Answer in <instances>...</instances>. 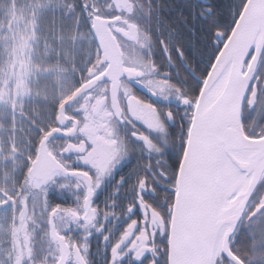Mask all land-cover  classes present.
<instances>
[{
	"label": "flooded vegetation",
	"instance_id": "flooded-vegetation-1",
	"mask_svg": "<svg viewBox=\"0 0 264 264\" xmlns=\"http://www.w3.org/2000/svg\"><path fill=\"white\" fill-rule=\"evenodd\" d=\"M81 1L84 2L85 0ZM128 1L129 4L126 7H123V5L116 7L112 5L111 0H96L97 8L94 6V0H88V4L84 2L88 5L86 14L90 17V24L95 17L115 20L114 23L109 24V29L120 48L123 68L134 74L136 84L147 86L148 82L151 81L149 90L154 95H160L161 89L169 94L161 96L162 99H175L177 86L181 89H190L193 93H200L202 86L197 89V83L191 75V73H194L198 76L195 64L191 66L185 64L183 53L193 54L194 58L200 56L201 53L204 55L205 51L209 55V53H213L215 49L213 44L220 36L219 53L232 30L227 33L226 25L220 30H214L212 20L214 15L213 0H187L185 4L181 0ZM209 9H211L210 14ZM183 14H185V18H183ZM90 37L93 41L91 34ZM161 37L163 40L168 41V44L163 48ZM207 39L208 42H205ZM181 41L185 42L182 58L177 56V50L183 46ZM204 43H207V45H204ZM95 47L97 48L96 45ZM170 49L171 55L169 56L167 53ZM198 49L201 50V53H198ZM97 52V59L88 67H93V70L88 69L84 82L95 78L107 67V65L103 68L99 67L101 53L98 49ZM251 58L246 62L245 72ZM257 79L260 86L264 87V61L261 62L257 77L251 81L252 87L247 89V96L242 107L241 126L244 135L250 139L264 137V134L258 137H250L245 134L249 131L264 133V92H260L258 97L254 95L257 90ZM157 85L159 87H156ZM198 96L195 97L196 100ZM148 99L139 88L133 89L128 76H123L119 79L117 90H112L111 82H98L72 103L67 104L61 124L57 122L58 107L52 125L39 138L32 156L30 158L25 157L27 166L20 186L4 190V193H6V191L15 189L14 194L19 195L21 201L27 199V207L22 210L23 217L27 216L24 219L27 231H25L24 224L15 226L20 229V234L23 236L25 255L29 251V243H35L38 249V264H49L46 257L52 251L51 219L53 220L54 229L60 230L66 220L74 214V211L83 206L85 199L90 202V207L99 206L100 219L95 222V227L78 229L75 232L77 237L81 236L84 231H95L96 227L101 228V233L106 232L113 224L123 219V205L127 203V200L121 198L125 196L131 184L135 183L140 175H143L144 167L149 163V156L153 160L159 157L154 148L148 150L147 144L141 146L129 141L128 136L133 128L141 135H143V129L131 125L130 122L129 124L118 122L129 120V115H131L141 119L146 124L155 123L156 113L147 103ZM254 99L256 100V107L250 110ZM179 119L180 115L178 113L177 121ZM185 120L187 125V118ZM55 129L63 135L51 136L46 146L48 154L57 165L56 169L50 168V173H46V179H42L41 175L30 178L28 171L37 156L40 141L47 133ZM173 139V135L165 130L161 134L160 144L157 147H160L165 141L171 143ZM86 140L91 144L88 148H85ZM116 149L122 151L118 155H114ZM130 154H135L132 160L126 159L127 155ZM53 160L52 163L54 164ZM133 168L137 169L140 175L133 177L125 185L119 184V178L122 175L127 176ZM102 169L103 171H101ZM89 172H91V175H89ZM177 177L175 186H177ZM160 183H164V181L161 180ZM258 184L260 185L259 188L255 189L257 195L253 196L252 201H249V203L254 202L261 194H264V175ZM151 186V178H149L148 187L151 188ZM169 186H172V184H169ZM77 187L82 189L79 194L76 192ZM89 189L92 190L91 196L88 195ZM165 195L167 194L163 191L158 192L160 198ZM77 200H79L78 203ZM174 200L169 199L172 209ZM113 201L116 202L115 207L111 206ZM143 208L150 222L155 218L162 224L158 209L150 207L147 202L144 203ZM105 212L111 213L110 218L106 219L104 217ZM10 213V208L0 207V217L5 224L8 223L6 217ZM30 214L33 216L32 223V219L29 217ZM59 217H64V219ZM17 218H20V213L17 214ZM246 219L245 216L244 220L246 221ZM78 224L79 220L72 222L74 228ZM241 230L245 231L243 221L238 235ZM0 231H3V227L0 228ZM9 232H14L11 226L5 229V237L3 238H10L14 242L15 235L13 234L10 237L8 236ZM32 237L34 239L30 240ZM256 239L255 243L259 244L261 237L258 235ZM157 243L159 244V238ZM166 244L168 250L169 236Z\"/></svg>",
	"mask_w": 264,
	"mask_h": 264
},
{
	"label": "snow or ice",
	"instance_id": "snow-or-ice-1",
	"mask_svg": "<svg viewBox=\"0 0 264 264\" xmlns=\"http://www.w3.org/2000/svg\"><path fill=\"white\" fill-rule=\"evenodd\" d=\"M76 7L77 5L73 4L70 11L75 12ZM79 7L83 18L88 20L90 24V17L86 14L88 5L81 2ZM210 12L211 9H209V14ZM78 26L79 22L77 21ZM90 30L94 33V29H91V24ZM93 38L98 39L95 36ZM161 40L163 48L168 44V41L163 40L162 37ZM220 42L221 37L218 36L213 47L219 48ZM71 43L75 47L76 42L72 41ZM97 49L102 51L99 49L98 43ZM183 52V48L178 49L177 56L182 58ZM254 53L255 47L250 45L248 51L245 53L244 62H247ZM167 54L171 55V49L168 50ZM209 55L213 56L214 53H209ZM262 61H264V45L261 46L257 54L254 62L255 68L248 78L244 97L241 98L242 100L247 96V89L252 87V79L256 78L257 73L260 72ZM108 63V59L105 58L100 61L99 67L103 68ZM51 71L54 70L39 72L37 75L48 76ZM73 74H75V70ZM119 75H122V73L109 72L101 76L99 82H107L109 79L116 80L119 78ZM127 75L133 89L139 88L149 98L147 103L155 110L157 119L155 123L149 125L141 119L129 115V120L118 123L129 124L130 122L131 125L143 129V135H141V133L133 128L131 134L128 136L129 141L141 146L147 144L148 150L150 151L154 148L159 158L153 160L149 156V163L144 167L143 175H140L139 171L133 168L127 176L122 175L119 178L118 183L125 185L133 177L140 175V178L131 184L125 196L121 198L122 200H127V203L123 205V219L113 224L108 231L101 233V228L96 227L95 231H84L79 237L75 235V232L80 228L95 227V222L100 219L99 206L90 207V202L85 199L83 206L74 211V214L66 220L60 230H53L51 239L52 251L46 257L49 260V264H172L166 244L171 227L170 218L172 216L169 199H175L178 195L175 179L180 171L181 160L185 155L183 150L189 142L190 128L195 127V122L202 111L201 103L195 98L199 95V92L193 93L190 89H181L177 86L175 99H162L161 96L169 94H166L161 89L160 95H154L149 90L151 81L148 82L147 86L136 84L134 82V74L128 72ZM191 75L197 85L203 86L205 84V80L201 76H196L194 73H191ZM30 76L31 69L22 67L16 80L15 90L12 87L11 77L3 82V86L7 91L0 90V104H4L7 107V119L13 125L16 124L17 118L21 121L25 120L23 115V97L28 92L27 81L30 79ZM156 87L159 86L157 85ZM260 92H264V87L260 86L257 79V90L254 95L258 97ZM17 107L21 111L18 112ZM255 107L256 100L254 99L250 110L255 109ZM178 113L180 115L179 121H177ZM185 118H187V125ZM12 130L14 131L15 128ZM165 130L172 134L174 139L171 143L165 141L160 147H157L160 144L161 134ZM245 134L250 137H258L264 133L249 131ZM53 135H63V133H53ZM90 146V142L86 140L85 148ZM13 147L15 148L16 145L13 144ZM28 147L31 149V144ZM121 151V149H116L113 154L118 155ZM16 154L18 155V153ZM133 155L135 154L127 155L126 159L132 160ZM89 175H91V172H89ZM157 177L159 179H156ZM149 178H151V188L148 187ZM161 180L164 183H160ZM169 184H172V186H169ZM259 186L257 184L256 188L258 189ZM81 191L82 189L77 187L76 192L79 194ZM159 191H163L167 195L160 198L158 196ZM14 192L15 189L6 191V193H0V207L11 209V213L6 217V220L14 229V232H10L9 236L15 235L14 242L10 238L0 241V243H6L10 249L0 256V264H38V249L35 243H29V251L27 255L24 254L25 245L23 236L20 234V229L15 226L24 224L25 231H27L26 221L22 214V210L27 207V199L21 201L20 196L14 194ZM88 195H92L91 189H89ZM256 195L255 189L248 194L244 206L240 209L239 215L231 227V231L225 236L224 247L219 251L214 264H264V194H261L254 202L249 203V201H252V197ZM76 202L78 203L79 200ZM145 202L150 207L159 210L162 224L155 218L151 222L147 219L143 208ZM115 205L116 202L113 201L111 206L115 207ZM18 213H20L19 219L17 218ZM103 215L108 219L111 213L105 212ZM245 216L247 217L246 221L244 220ZM59 218L64 219V217ZM76 220H79V224L74 228L72 222ZM242 221L244 230L247 233V239L255 241L259 235L261 237L259 244L252 243L250 247L238 246L237 236ZM225 226H227V222ZM158 238L159 244L157 243ZM31 239H34V237Z\"/></svg>",
	"mask_w": 264,
	"mask_h": 264
},
{
	"label": "water",
	"instance_id": "water-1",
	"mask_svg": "<svg viewBox=\"0 0 264 264\" xmlns=\"http://www.w3.org/2000/svg\"><path fill=\"white\" fill-rule=\"evenodd\" d=\"M116 7L129 4L128 0H111ZM115 20L95 17L90 30L93 41L101 53V60L108 59L105 71L84 82L63 104L59 106L57 122L64 119L65 105L93 88L100 77L112 72L122 73L116 80L109 79L112 90H117L119 79L128 76L122 65L118 43L109 29ZM124 36V34L120 33ZM255 47L246 72L245 53L249 46ZM264 45V0H246L235 24L217 54L205 79L197 101L202 111L190 128L187 143L177 177L178 195L172 209L169 230L168 255L172 264H214L224 247L225 236L235 223L248 194L264 175V137L250 139L241 126L242 107L248 78L255 68V60ZM223 80L210 94V88L225 71ZM245 72V73H244ZM58 133L52 130L40 141L37 156L28 171L30 178L41 175L46 179L50 168L57 167L47 151V141ZM241 149L247 155L246 171L251 175L247 188L230 204L223 206L225 189V154L230 147ZM52 160L54 164L52 163ZM54 165V167H53ZM58 169V168H57ZM60 169V168H59ZM227 222V226H225ZM52 232L53 220L50 222ZM221 245L216 251L219 238Z\"/></svg>",
	"mask_w": 264,
	"mask_h": 264
},
{
	"label": "trees",
	"instance_id": "trees-1",
	"mask_svg": "<svg viewBox=\"0 0 264 264\" xmlns=\"http://www.w3.org/2000/svg\"><path fill=\"white\" fill-rule=\"evenodd\" d=\"M32 1L0 0V70L7 63L15 61V57L19 65L31 69L29 90L23 97L25 120L17 118L16 124L13 125L7 119V107L3 104L0 110V193H4L5 189L20 186L27 166L25 157L32 156L39 138L52 125L59 105L84 82L88 69L91 68L85 70V54L82 50H75L73 58H68L64 52V45L68 44L65 38L71 34L72 19L75 20L76 27L77 21L79 22L77 30L92 40L89 21L83 18L79 7L83 1L34 0L38 3L35 6L30 3ZM181 1L183 4L187 3V0ZM84 2L89 3L88 0ZM245 2L246 0H213L214 30H220L226 25L228 33ZM73 4L77 5L75 12L70 11ZM94 6L97 8L96 0ZM184 16L185 14L183 18ZM24 33L29 35L27 45L24 38H21ZM205 42H208V39ZM181 45L185 50L184 41H181ZM198 51L201 53L200 49ZM213 53L214 55L210 56L205 51L204 55L201 53L197 58H194L193 54L183 53V61L189 66L195 64L198 76L205 79L218 54V48H215ZM49 70L54 71L48 76L37 75ZM196 86L197 89L201 88L200 85ZM17 111L21 109L17 107ZM13 144L16 145L15 148ZM4 240L6 239L0 241ZM237 243L238 246L250 247L255 241H249L246 232L241 230ZM2 244H5L7 251L10 250L6 243H0L1 255L4 254Z\"/></svg>",
	"mask_w": 264,
	"mask_h": 264
},
{
	"label": "rangeland",
	"instance_id": "rangeland-1",
	"mask_svg": "<svg viewBox=\"0 0 264 264\" xmlns=\"http://www.w3.org/2000/svg\"><path fill=\"white\" fill-rule=\"evenodd\" d=\"M31 4L38 5V3L36 1H32L30 2ZM72 29H71V36L68 35L69 37H66L65 39L67 40L68 44L64 45V52L66 53V56L69 58H73V52L77 49H80L83 51V53L85 54V63L84 65H86V69H88V67L93 64L95 62V60L98 57V52H97V48L95 47L94 43L92 40L89 39V36H87L86 34H83L81 32H79L77 30L76 27V22L74 19H72ZM24 38V42L27 44H29V35H24L21 37ZM72 41H75V47H73L72 45ZM15 61L9 62L7 63V65L0 70V90L3 91H7V89L3 86V82L8 79L9 77H11L12 79V87L13 90H15V85H16V80L22 70V66L19 65L16 62V57L14 58ZM29 81V80H28ZM28 81H27V87H28ZM29 90V89H28ZM26 95V94H25ZM3 104H0V110L2 109ZM29 217L32 219L31 223L33 221V216L30 214ZM26 217H24V219H26ZM3 227V231H0V240H3V237H5V229L10 228L9 223L4 222V220L0 217V228ZM10 233V232H9ZM9 236V235H8ZM257 241V239L255 240V242ZM3 246V253L7 252V250L5 249L4 245ZM0 256L1 252H0Z\"/></svg>",
	"mask_w": 264,
	"mask_h": 264
},
{
	"label": "bare ground",
	"instance_id": "bare-ground-1",
	"mask_svg": "<svg viewBox=\"0 0 264 264\" xmlns=\"http://www.w3.org/2000/svg\"><path fill=\"white\" fill-rule=\"evenodd\" d=\"M225 71L219 76L215 84L210 88L209 93L212 94L220 82L223 80ZM247 155L239 148L230 147L225 154V189L223 206L230 204L247 188L250 183L251 175L246 171L245 164ZM221 245V237L219 238L216 251H219Z\"/></svg>",
	"mask_w": 264,
	"mask_h": 264
}]
</instances>
